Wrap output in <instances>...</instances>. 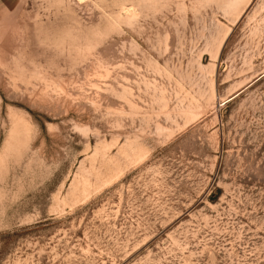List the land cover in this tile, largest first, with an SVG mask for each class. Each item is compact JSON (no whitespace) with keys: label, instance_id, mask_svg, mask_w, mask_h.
<instances>
[{"label":"rangeland","instance_id":"374dc122","mask_svg":"<svg viewBox=\"0 0 264 264\" xmlns=\"http://www.w3.org/2000/svg\"><path fill=\"white\" fill-rule=\"evenodd\" d=\"M0 264H264V0H0Z\"/></svg>","mask_w":264,"mask_h":264}]
</instances>
